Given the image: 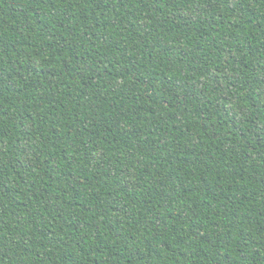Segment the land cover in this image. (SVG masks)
Returning a JSON list of instances; mask_svg holds the SVG:
<instances>
[{
	"label": "trees",
	"instance_id": "obj_1",
	"mask_svg": "<svg viewBox=\"0 0 264 264\" xmlns=\"http://www.w3.org/2000/svg\"><path fill=\"white\" fill-rule=\"evenodd\" d=\"M0 264H264V0H0Z\"/></svg>",
	"mask_w": 264,
	"mask_h": 264
}]
</instances>
